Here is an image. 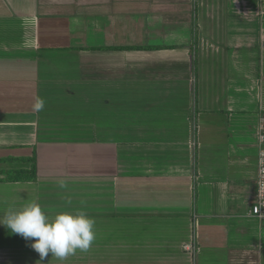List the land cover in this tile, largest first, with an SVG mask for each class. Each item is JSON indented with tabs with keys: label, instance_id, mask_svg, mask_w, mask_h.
<instances>
[{
	"label": "crops",
	"instance_id": "obj_1",
	"mask_svg": "<svg viewBox=\"0 0 264 264\" xmlns=\"http://www.w3.org/2000/svg\"><path fill=\"white\" fill-rule=\"evenodd\" d=\"M263 114L264 0H0V170L37 163L0 218L95 221L64 259L0 224V264H264Z\"/></svg>",
	"mask_w": 264,
	"mask_h": 264
},
{
	"label": "clouds",
	"instance_id": "obj_2",
	"mask_svg": "<svg viewBox=\"0 0 264 264\" xmlns=\"http://www.w3.org/2000/svg\"><path fill=\"white\" fill-rule=\"evenodd\" d=\"M34 107L36 110L42 109L44 101L37 99ZM60 186L65 185L61 182ZM0 224L11 233L32 240L31 247L41 259L49 253L64 259L77 249L88 250L95 240V221L83 210L59 212L49 218L37 202L27 203L18 210L10 208L0 218Z\"/></svg>",
	"mask_w": 264,
	"mask_h": 264
},
{
	"label": "built area",
	"instance_id": "obj_3",
	"mask_svg": "<svg viewBox=\"0 0 264 264\" xmlns=\"http://www.w3.org/2000/svg\"><path fill=\"white\" fill-rule=\"evenodd\" d=\"M259 141V170L256 180V193L251 200L250 213L260 219H264V114L260 118ZM185 247L193 252L195 251L194 245H186Z\"/></svg>",
	"mask_w": 264,
	"mask_h": 264
},
{
	"label": "trees",
	"instance_id": "obj_4",
	"mask_svg": "<svg viewBox=\"0 0 264 264\" xmlns=\"http://www.w3.org/2000/svg\"><path fill=\"white\" fill-rule=\"evenodd\" d=\"M32 167L29 170H0V173H5L6 176L0 180L19 181V180H33L37 176L36 155L29 159Z\"/></svg>",
	"mask_w": 264,
	"mask_h": 264
},
{
	"label": "rangeland",
	"instance_id": "obj_5",
	"mask_svg": "<svg viewBox=\"0 0 264 264\" xmlns=\"http://www.w3.org/2000/svg\"><path fill=\"white\" fill-rule=\"evenodd\" d=\"M128 229V228H127Z\"/></svg>",
	"mask_w": 264,
	"mask_h": 264
}]
</instances>
